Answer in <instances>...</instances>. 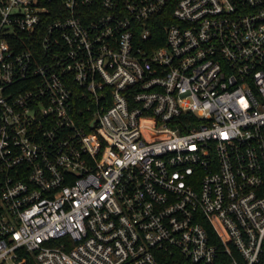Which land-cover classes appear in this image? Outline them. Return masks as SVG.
I'll use <instances>...</instances> for the list:
<instances>
[{"label":"built area","instance_id":"obj_1","mask_svg":"<svg viewBox=\"0 0 264 264\" xmlns=\"http://www.w3.org/2000/svg\"><path fill=\"white\" fill-rule=\"evenodd\" d=\"M264 264V0H0V264Z\"/></svg>","mask_w":264,"mask_h":264},{"label":"trees","instance_id":"obj_2","mask_svg":"<svg viewBox=\"0 0 264 264\" xmlns=\"http://www.w3.org/2000/svg\"><path fill=\"white\" fill-rule=\"evenodd\" d=\"M29 264H36L34 261ZM162 264H191L184 256L178 252L170 253L164 251Z\"/></svg>","mask_w":264,"mask_h":264}]
</instances>
